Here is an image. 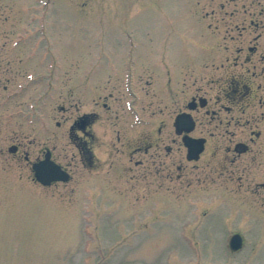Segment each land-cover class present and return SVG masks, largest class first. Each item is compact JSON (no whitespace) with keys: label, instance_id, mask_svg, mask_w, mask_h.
Here are the masks:
<instances>
[{"label":"rangeland","instance_id":"obj_1","mask_svg":"<svg viewBox=\"0 0 264 264\" xmlns=\"http://www.w3.org/2000/svg\"><path fill=\"white\" fill-rule=\"evenodd\" d=\"M260 10L261 17L245 12ZM242 17L248 29L250 19L264 24V0H0V264H264V188L254 186L264 182L262 159L213 166L247 176L239 186H206L195 176L207 168L194 165L207 155L194 163L182 154L180 183L172 189L169 179L160 187L131 179L127 166L139 155L130 161L121 141L118 151L101 153L100 133L109 126H92L100 135L92 165L69 138L73 119L95 110L96 97L117 81L114 104L121 111L114 121L131 131L123 102L127 68L146 65L162 77L161 67L170 74L197 63L199 76L205 65L215 80L235 72L225 47L228 37H244L234 30ZM65 79L72 98L61 96ZM256 102L251 114L248 108L246 115L220 116L239 118L263 141L264 106ZM11 144L20 154L7 151ZM44 149L68 171V181L42 186L33 179L30 161ZM233 233L243 240L237 252L227 247Z\"/></svg>","mask_w":264,"mask_h":264},{"label":"flooded vegetation","instance_id":"obj_2","mask_svg":"<svg viewBox=\"0 0 264 264\" xmlns=\"http://www.w3.org/2000/svg\"><path fill=\"white\" fill-rule=\"evenodd\" d=\"M245 12L248 15L261 17L263 11L260 10L254 14ZM244 22L245 17H242L241 27L234 29L239 32V36H241L240 31L245 32L242 35L244 37L237 39H232V36L228 37L229 44L225 47V50L230 52L225 60L230 62L229 59L232 58L231 61L234 67L236 66L235 72L233 70L229 72L227 69V74L219 79L215 80L212 76L206 75L211 71H208L209 67L205 65L202 67L207 72L204 73L201 69V74L204 77L199 76L197 63L189 67L178 65L170 74L166 67H161L162 77H158L156 70L146 65H141L140 69L133 67V71L127 68L122 82L126 92H123V95H127V97L123 102L125 111L132 118L129 123L131 131L124 124L114 121L115 118L117 119L118 111H121L117 105L118 102L114 104L118 96L116 93H119L117 81L108 90L106 89V94L100 93L96 97L97 100L92 103L95 110L82 112L69 125V138L75 143L83 159L89 165L94 163L93 142L95 139L97 141L101 135L102 138L97 144L101 153L104 152L102 148H105L113 154L122 145L125 147V155L130 157V161L133 155H139V158L131 162L132 165L127 166V172H130L131 179H141L143 182L147 181L148 184L153 183L158 187L164 180L169 179L171 182L173 181V189L174 185L180 183L177 182L181 177L179 171L183 169V165L178 163L180 160H177L176 156L183 154L187 161L196 163L207 155L206 162L204 160L200 165H194L198 167L197 169L207 168V172H204L202 177L195 176V183L202 182L207 186L211 185L213 181L222 183L235 181L239 186L240 180L243 179L241 175L247 176L245 171L233 176L230 172L214 171L213 166L219 167L236 161L238 165H241L242 157H246V160L251 164H261V159L264 162V140L258 139L262 137L259 131L249 130L247 133L245 130L247 125L242 124L239 118L234 119L232 115V119L224 121L220 116L222 111L226 115L236 113H240L237 114L239 116L246 115L245 110L248 108L251 110L247 111V114H251L253 97L256 98L258 105L264 106L262 98L264 95V43L261 42L264 37V24L262 20L254 22L253 19H250L248 29L244 26ZM251 34L254 35L248 39ZM133 64L134 61H131V65ZM246 72L247 75H245ZM66 80L68 86L65 85L61 96L68 99L74 96H72V82L65 79L64 83ZM218 86L220 87L218 88ZM216 88L217 94L211 95L210 91ZM83 103V100L80 99V106ZM108 112L109 114H107ZM139 114H141V118ZM165 114H167L166 121L160 118ZM259 114L262 115L263 112L261 111ZM151 118L154 119L152 120L154 122L150 123ZM254 120L245 118L244 122L248 123V121ZM93 125H96L98 130L109 126L110 132L106 135L105 129H103L100 135H95L92 131ZM76 131L80 135L74 136ZM235 133L237 135L240 133V137L245 140L236 139L238 136L236 137ZM120 141L119 147L117 144ZM188 144L193 147L192 155H196V157L189 158ZM199 149L201 150L196 152ZM7 151L14 156L17 155L19 153L18 145H8ZM46 153H49L50 159L54 161L51 152L44 149L35 160L30 161V165L43 159ZM220 154L221 156H219ZM227 155H230V161L226 160ZM24 157L26 161H29L27 155ZM219 158L224 160L220 164L216 162V159ZM250 163L244 164L243 168L250 167ZM65 171L68 173L67 170ZM254 183L255 189L264 188L263 181Z\"/></svg>","mask_w":264,"mask_h":264},{"label":"water","instance_id":"obj_3","mask_svg":"<svg viewBox=\"0 0 264 264\" xmlns=\"http://www.w3.org/2000/svg\"><path fill=\"white\" fill-rule=\"evenodd\" d=\"M187 146L189 158H192L194 156L192 155L193 147L189 144ZM200 150L201 149L196 152H199ZM194 157H196V155ZM31 169L33 171V178L35 181L44 186L50 185L52 182L56 181L66 182L69 179V175L63 169H61L58 164L50 159L49 153H46L42 160L32 163ZM241 245L242 239L240 235L233 233L228 239V248L231 251H237L241 248Z\"/></svg>","mask_w":264,"mask_h":264}]
</instances>
